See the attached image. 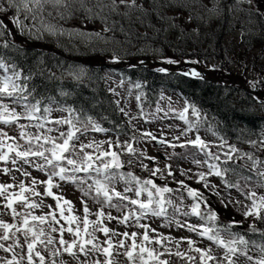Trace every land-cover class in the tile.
<instances>
[{
  "label": "snow or ice",
  "instance_id": "snow-or-ice-1",
  "mask_svg": "<svg viewBox=\"0 0 264 264\" xmlns=\"http://www.w3.org/2000/svg\"><path fill=\"white\" fill-rule=\"evenodd\" d=\"M252 2L253 0H224L221 4L220 0H216L209 6L204 3V0H0V13H7L10 9L14 10L15 15L11 16V23L29 39L41 40L45 34L67 35L72 41H81L85 46H93L97 42L121 44L130 43L133 37L146 38V33L137 31V24L156 32L163 31L164 29H156L151 21L155 20L158 23L165 21V10L191 12V10L203 8L206 12L223 14L225 9L228 12L233 11L237 4H252ZM259 4H264V0L257 2V14L264 15L259 11ZM21 13H23V18H21ZM79 14H82L81 18L85 24L98 22L99 30L81 28L68 30L58 22L53 23V20L66 21ZM191 19L192 16L189 15V20ZM172 27H175V24ZM0 29H3L0 31V38L5 37L6 32L7 35H12L7 31L2 18H0ZM118 34L124 37L123 41L119 39ZM9 49L15 50L19 56L25 55L23 47L14 44L11 40L4 38L0 42V73H2L0 74V124L15 125L19 133L17 137H14L7 132L0 131V164L3 165L0 171L5 175H10L13 171L19 172L25 178H30V183L26 184L23 180L18 184L0 183V198L4 200L3 207L10 210L13 219L12 223L0 220V241L12 240V243L7 246L0 242V249L11 253V258L0 257V264H24L25 260L27 264H37V261L38 264H56V259L62 255V251L76 256L77 252L73 251L74 249H78V252L85 257L89 253H99L105 257L103 261L97 259L94 264H115L111 258L120 254L126 257L129 264H171V260L164 259V256H176L195 264L194 256L180 250L182 243H187L189 251L199 254L200 264H208V261H213L214 264H224V261L227 264H237L238 256H244L251 264H264V229L258 228L255 223H264V195L258 196L253 189L245 192L238 183L232 184L227 178L229 173L239 174L237 168L240 166L232 167L230 162L235 163L243 159L251 163L248 171L257 178L256 186L264 188V168H261L264 160L251 152H242L235 145L228 144L224 137L218 136L210 123H208V130L220 141L217 145L209 144L198 134L194 139L186 138L179 144L163 138L157 140L151 132H143L139 137H131L133 141L157 140L162 145L167 143L173 149L191 146L195 151L182 154L181 158L191 159L197 167L206 166L208 169L207 172L199 171L192 174L196 177L197 183L203 184L204 188L212 194L219 195L216 185L208 179L209 176L218 177L226 188H235L250 201V204L244 206L243 215L245 218H254L255 222L249 225L248 231L258 233L260 240H249L245 238V235L233 231L239 222L220 223L218 214L210 207L207 197L199 189L189 187L184 181H176L179 185L176 189L167 185L159 186L152 178H141L132 172L122 171L124 164L120 158L121 155L126 153L135 156L137 153L132 143L121 144L119 139L115 142L111 140L80 142L81 136L89 130L98 133L109 130L102 127L91 115L85 114L83 109H76L72 106L53 108L51 105L59 103L55 98L42 95L37 98V88L32 81L34 75H44L46 71L43 67L44 61H38L35 73L29 70L25 75L16 60L4 51ZM92 50L96 51V48L93 47ZM119 61L120 54L113 50L110 62L118 63ZM167 63H176V61L168 60ZM190 63H197V61ZM160 71L164 70L160 69ZM65 73L75 82L74 87L83 84L85 77L89 75L88 70L80 65L66 66ZM185 75L203 79L202 74L195 70ZM47 78L62 81L64 76L49 75ZM262 84H264V78L249 82L253 90H257ZM135 87L139 88L140 85L136 84ZM59 95L68 97L71 93L61 87ZM136 99L139 101L141 97L138 95ZM252 99L264 108V94L257 91ZM45 100L48 101L47 104ZM18 108L19 111H17ZM168 110L174 112L175 118L186 125L180 136L173 137L174 141H180L181 137H187L190 132L198 133L199 128L207 123L206 114L187 100L182 109L175 110L169 105ZM53 111L64 112L67 115L53 119L51 116ZM157 111H161L159 106ZM189 111L191 117L195 119L189 118ZM165 115L167 116V112ZM21 121H27V123H21ZM64 126H67L66 131ZM256 135L257 139L249 140L248 143L253 148L259 144L260 150L264 151V129ZM105 144L108 145L107 149L104 148ZM212 147L227 148V151L212 152ZM114 148L120 151H115ZM87 149L92 151H87ZM198 154L204 156L202 161L196 158ZM139 155L144 156L145 153L140 152ZM148 159L154 158L149 157ZM9 164L11 168L8 167ZM24 166L43 173L46 179L38 180L32 177ZM141 167L147 169L148 166L141 162ZM148 170L153 177L165 178L164 171L159 168ZM190 172L191 169H182L181 175L192 179ZM167 175L173 176L170 167ZM242 178L246 182L253 179L252 176ZM13 180L15 181V177ZM41 184L44 186L42 194L37 190V185ZM61 184H72L80 191L83 204L82 217L75 214L71 201L53 191V189L60 188ZM118 184L124 185L123 191L117 189ZM185 192L192 201L187 211H183L169 196L171 193H179L177 198L183 203ZM46 197H51L55 201V207L45 203L44 198ZM83 198L98 204L99 209L95 213L91 212L87 200ZM235 203L239 205L240 202ZM16 206H19L22 211H18ZM45 207L48 208L46 213L35 214L37 209ZM169 208L173 209L172 216H169ZM105 209H115L116 212L122 213V216H113L110 211L105 212ZM177 213L185 217H195L202 223L192 224L187 221H178L175 219ZM92 215L96 217L95 220L89 219ZM149 216L164 218L167 221L165 226L175 223L178 228L195 233L217 248L223 249V257L217 258L212 255L211 248L197 247V242L190 237L174 239L156 233V229H151L149 225L141 223ZM61 220L64 224L60 223ZM105 220L116 221L126 227L135 226L144 231L142 235L135 231L120 233L105 226ZM98 232L104 235L103 241H99ZM150 232L156 233L155 238L150 236ZM54 233L58 234V238L57 235H53ZM65 233L72 239H65ZM20 236H23V245L20 243ZM117 236H122L123 239L114 241L113 237ZM129 240L131 243H127ZM165 242L175 245V250L168 247ZM25 245L27 251L23 254ZM153 245L158 247H153ZM250 246L259 251L258 257L254 258L248 254ZM17 247L21 248L22 254L15 252ZM121 249L122 253L119 251ZM42 253H47V257Z\"/></svg>",
  "mask_w": 264,
  "mask_h": 264
},
{
  "label": "rangeland",
  "instance_id": "rangeland-1",
  "mask_svg": "<svg viewBox=\"0 0 264 264\" xmlns=\"http://www.w3.org/2000/svg\"><path fill=\"white\" fill-rule=\"evenodd\" d=\"M216 2V0H204L205 4H208L211 6L212 3ZM224 2V0H220V3ZM257 2L258 0H253L252 4H249V6L257 11ZM192 12H189L187 10H180L178 12H167L166 15V22L168 23V29L173 28L174 30H177L174 35L171 36V39H173V47L168 48L167 50L162 52L161 49H157L155 47H152V44H148L143 47L135 48L134 55L132 54V58L129 61H126L125 63L118 64L116 66L121 67H137L138 65H141L144 68H147L148 70L152 72H165V73H174V72H184L189 73L191 70H195L202 74L203 77L206 79L214 77L213 73L210 72V65H213L214 62L210 61L209 63L201 62L197 60L196 63H189L191 61H195L196 59H184L182 57L175 56L173 51L176 47L182 46L186 47L188 44L186 42L188 41H195L197 40L198 33L197 29L201 30H209L206 27H210V24L214 22V20L218 18H225L226 25L223 27V31L226 32L225 35H223V40L225 44V48L229 47L231 42H234V44H237V39L240 38V36L243 34V30L240 28H235L234 23L235 20H237L239 17H237L238 8L235 6L233 11L228 12L227 9L224 10V14H219L216 12H206L203 8L200 9H194L191 10ZM259 11L260 13L264 14V4H259ZM15 15V11L10 9L7 13H0V18L3 19L4 24L6 25L7 31L12 33V36L18 42L19 44H23L26 46H31L39 49H44V46L50 47L53 50H56L57 52L61 53H71L76 55V52L84 51L85 55L90 56L93 53L92 48L94 46H97V49L102 52H112V50H109L110 46H115L117 48V45L115 43H109L104 44L103 42H97L93 46H85V44L81 41H72L69 39L67 35L65 36H51V35H44V38L41 40H36L35 38L29 39L25 34L21 33L19 29H17L12 23H11V16ZM189 15L192 16V19L189 20ZM82 14H79L77 17L68 19L66 21H56L53 20V23L58 22L61 24L65 29L71 30L74 28H81L84 30H99L100 25L98 22L95 24L93 23H87L83 22L82 20ZM21 18H23V13H21ZM51 19V18H50ZM175 24V27H172V25ZM244 27H246L245 36H251L255 33V26L252 22H248V24H243ZM202 27V28H201ZM183 30L186 31V34L183 33ZM222 30V29H221ZM0 31H3V29H0ZM218 33V29H214L210 32V34L206 31L202 33V39L206 38V35L208 36L207 44L208 49L212 52L215 50V45L212 47V39H215V35ZM209 34V35H208ZM7 35V32H6ZM5 35V37H6ZM9 36V35H8ZM213 36V38H212ZM119 37V36H118ZM187 37V38H186ZM4 38V37H3ZM200 38V37H199ZM120 39V37H119ZM2 38H0V42ZM201 40V38H200ZM205 45V47H206ZM46 49V48H45ZM244 46L238 49L239 53H243ZM234 52L230 55V59L232 62V65L230 66V72L237 76L242 77V81L238 80L236 81L237 86H239L243 91H249L246 82L250 81H258L264 78V55L261 54L259 49H255L252 52H249L248 54L244 53V57L238 56L237 53ZM131 56V55H129ZM128 56V57H129ZM258 56H261L260 58H257ZM84 59V58H83ZM184 59V60H183ZM168 60L176 61V63H167ZM187 61V62H186ZM98 64L102 63L98 60H96ZM113 64L108 63L107 66H111ZM203 71H200V68ZM160 69H163L164 71H160ZM103 83L106 86V89L111 94L113 100L117 104L119 110L123 109L121 111L124 119L129 124L130 128L134 131L135 135L140 136L143 132H151L157 137V140L160 138L165 139L166 141H172L174 143H180L186 138H192L194 139L195 136L198 134L200 135L206 142H208L211 145H217L209 135L206 130H200L198 133L190 132L188 133L187 137H181L180 141H174L173 137L180 136L181 131L185 128L183 125L179 122V119L175 118V113L172 111H169V105H171L172 109L180 110L184 107V104H182V101L173 92H169L164 87L158 88V100L157 103L153 106L146 105L144 106L136 101L134 98L135 90H132L130 88V83L127 81H121L116 75L111 73L109 69L104 70V72L101 74ZM125 80V79H124ZM123 82V83H121ZM253 91V92H252ZM260 91L262 94H264L263 90H251L253 96L256 95V92ZM53 108L60 107L56 105H51ZM161 109V111H157V107ZM260 110H262L261 105L259 104ZM20 109L18 108L17 111ZM167 112V116L165 113ZM155 114V115H153ZM66 114L64 112L60 111H53L51 116L53 119L60 118L62 116H65ZM134 117V119H133ZM21 123H27V121H21ZM261 129H264V126L261 127ZM64 130H67V126H64ZM0 131L7 132L10 136L17 137L18 136V130L15 125L11 126H5L3 124H0ZM31 131H35V129H31ZM129 138L126 137H120L119 141L121 144H124L125 142L131 143ZM257 138H247L245 140H242L238 142L237 144L241 147V150H244L245 152H251L255 156H258L261 158V160H264V151H261V146L257 144L255 148H253L248 141L249 140H255ZM91 140H95L97 142L99 141H108L111 140L115 142L117 139L116 137H109L104 135L103 133H98L89 130L84 135L81 136L80 142L88 143ZM157 140H151V139H143L134 141L133 147L137 149V153L135 156L128 155L126 153L121 155V160L123 161L124 167L122 171L125 170V172H137L140 173L146 177H153L151 176V172L148 169L153 168H159L164 171V177L163 179L158 178V176L154 177L159 186L168 185L169 184L175 186L176 180H173V177H179V180L177 181H184L185 184H187L189 187L194 189V185H196V177L192 176L193 173L204 171L206 172L205 167H197L194 163L191 162V159H183L181 158L182 154H190L194 152L192 150L191 146L188 148H181L176 147L175 149L168 146L167 143L157 145ZM21 143H23L21 141ZM108 147L107 144L104 145V148L106 149ZM115 151H120V149L114 148ZM87 151H92L91 149H87ZM212 152H223L227 151L226 149H219L217 147L211 148ZM143 152L145 153L144 156H140L139 153ZM149 157H152L154 159H148ZM197 159L202 161V156L197 155ZM223 159V157H221ZM129 161H132V163H129ZM141 162L145 165H147V169L141 167ZM237 162L245 167L246 169L251 168V163L246 160H237ZM3 165L0 164V168H2ZM9 168H11V164L8 165ZM27 171L31 173L32 177H36L38 180H44L46 179V176L43 173H40L36 171L33 168H28L27 166H24ZM172 170L173 176H168V168ZM261 168H264V164L261 165ZM182 169H191V172L189 173L190 176H192V179H187L185 176L181 175ZM250 172V171H248ZM253 176L254 174L250 172ZM13 177H15V181L13 180ZM228 178V177H227ZM209 181L216 185L217 191L219 195H216V198L218 200V207L219 208H225V205L234 213L237 215L243 213L245 210L244 206L249 204V200L245 198L244 195H242L240 192H238L235 188H226L225 185L219 181L217 177L215 176H209ZM21 180H23L26 184L30 183V178H25L22 176L19 172L13 171L10 175H5L2 171H0V183L4 184H11L16 183L18 184ZM232 182V184H239L241 188H244V191L247 192L249 189H253L256 191L257 195H264V188L257 187L256 181L257 178H254L253 181L246 182L243 178L238 177V179L234 180V178L228 179ZM247 183V187H245V184ZM123 184H118L117 189L120 191H123ZM173 189H176L174 187H171ZM37 190L42 194L44 191V186L37 185ZM53 191L57 195H62L67 200L71 201L74 208H75V214L78 216H83V204L81 203V193L79 190H77L76 187H74L72 184H61L60 188L53 189ZM131 195V194H130ZM180 194L179 193H171L169 194L170 198L181 207L183 211L189 210V206L191 205L190 199L187 197V195H184L183 203L177 198ZM36 199H39L40 197H35ZM45 203L50 204L53 207H55V201L52 200L51 197H46ZM87 200L88 207L91 210V212L95 213L99 209V205L94 203L92 200H88L87 198H83ZM223 201V202H222ZM239 201V205H237L235 202ZM4 200L3 198H0V220H3L8 223H12V215L10 213V210H6L3 207ZM18 211H22V209L19 206H16ZM48 211V208L45 207L44 209H37L35 211V214H43ZM111 212L113 216H122V213H118L115 211V209H105V212ZM169 216L173 215V209H168ZM59 218V217H58ZM90 220H95L96 217L94 215L89 217ZM175 219L181 222L187 221L188 223L192 224H198L196 219H190V217H185L180 214H175ZM61 224H64V221H60ZM143 224L149 225L151 229H156V233H160L163 236L173 237L174 239H179L180 237H190L194 241H196V246L200 247L202 249L211 248L212 255H214L217 258H222L224 255L223 249L217 248L216 246L212 245L209 241L198 237L195 233H190L186 231L183 228H178L175 223L171 224V226H165L167 224L166 220L159 219L158 217H147L141 221ZM105 226L115 229L116 231L123 233V232H138L140 235L143 234V229L137 228L135 226L132 227H126L124 225L118 224L116 221H104ZM65 227L67 225L65 224ZM75 227V225H73ZM243 230L245 228L241 226ZM156 233L150 232V236H153L155 238ZM19 235V234H18ZM57 235L58 234H53ZM97 237L99 241H103L105 239L104 235L102 233H97ZM65 239L71 240L72 237L65 233ZM119 239H123L122 236L113 237L114 241H118ZM2 242V241H0ZM10 244L12 243L9 242ZM20 243L24 244L23 236H20ZM127 243H131V241H127ZM167 244V242H165ZM58 246V245H57ZM106 246V245H104ZM168 247H172L173 250H175V245L173 244H167ZM90 247V246H89ZM153 247H158L157 245H153ZM180 250L182 252H187L188 255L194 256L195 264H200L199 261V254L194 251L188 250L187 243H182L180 246ZM27 251L26 246H24L23 254ZM73 251L77 252L76 256H72L66 252L62 251V255L56 259V264H61V261H63V264H94V261L99 259L100 261H103L105 259L104 256L100 255L99 253L92 254L89 253L87 257H85L83 254H80L78 252V249H74ZM122 253V249L119 250ZM15 252L17 254L21 253V248L17 247L15 248ZM249 255L255 257H258L260 255L259 251L255 248L250 247L249 248ZM47 256V253H46ZM0 257H4L6 259L11 258V253H6L2 249H0ZM164 259H170L171 264H192V262H189L185 259L178 258L176 256H164ZM115 264H129L126 257L122 254L120 255H114L111 258ZM237 264H251L250 261H247L244 256H238L237 258ZM212 264H214L213 261ZM24 264H27V261H24ZM38 264V261H37ZM224 264H227L226 261H224Z\"/></svg>",
  "mask_w": 264,
  "mask_h": 264
},
{
  "label": "trees",
  "instance_id": "trees-1",
  "mask_svg": "<svg viewBox=\"0 0 264 264\" xmlns=\"http://www.w3.org/2000/svg\"><path fill=\"white\" fill-rule=\"evenodd\" d=\"M223 3L224 2H221V4ZM235 6L238 8V13L236 14L239 18L235 20L234 26L235 28H240L244 31L242 36L237 39L238 42L236 45L234 42H231L229 47L225 48V42L223 40V35L226 34V32L223 31V27L226 25L225 15L224 18H218L216 21L212 22L210 27L207 26L206 29L208 28L209 30L204 31L202 27L201 30L197 29V40L188 41L186 42L188 46L183 47L182 45L176 47L173 51L175 56L184 59H196L206 63L215 61L214 64L210 66V72L213 73V78L218 79V81L196 79L177 72H152L141 66L127 68H115V66H113L109 69L111 73L116 75L119 79L130 83L129 86L132 90H135L136 97L138 95L141 97L138 102L143 106L144 104L152 106L156 103L159 97V87H164L166 90L176 93L182 100L183 104L185 103V100L194 103L207 116V123L202 125L199 130H206L208 135L219 144L220 141L218 137L213 136L212 132L208 130V123H210L218 136L224 137L228 144L235 145L241 150V147L237 143L247 138H257L256 134H258L261 127L264 126V108L260 110L259 103L255 102L252 99L253 95L249 94L247 91H243L239 86L231 84V82L227 83L223 81H230L231 79L242 81V77H237L230 72L232 62L229 58L232 53L238 51L241 47L244 46V50L242 51L243 53L236 52L238 56L244 57V53L248 54L255 49H259L261 54L264 55V15H258L257 11L252 9L247 3L237 4ZM167 12L173 11L165 10V16L167 15ZM151 22L155 24L156 29L164 30L156 32L151 28L146 29L137 24V31L140 33H146V38L137 39L136 37H133L130 43L116 44L117 48H115V46H110V48H108L109 50H115L120 54V61L118 63L110 62L112 52L104 53L97 49V46H94L96 51H93L90 56L85 55L84 51L76 52V55L71 54L70 52H61L60 54L50 50L19 44L12 35H6L4 38L11 40L14 44L22 46L25 55L19 56L15 50L12 49L4 51H6L12 59L16 60L20 70L25 75L29 70H32L35 73L37 71L36 65L38 61H44L43 67L46 69L44 75H34L32 81L37 88V98H40L41 95L44 97L50 96L59 102L53 105L60 107L72 106L76 109H83L85 114L91 115L102 127L108 129L109 131L106 133L110 136L131 138L137 135H135L134 131L125 121L117 104L106 89L101 74L108 68L106 66L108 63L118 65L129 61L132 58V54H135V48L152 44V47L161 49V51L164 52L167 50V47H173V39H171V36L174 35L177 30H174L173 28L168 29L169 27L166 20L159 23L155 20H152ZM248 22H252L255 26L254 35L245 36L246 27H244L242 23L248 24ZM125 26L127 27V25ZM214 29H218V33L215 35V39L212 36V47L215 45V50L212 52L208 49L209 45L205 47L208 36L206 35L205 39H202L201 36L203 32L207 31L210 34ZM183 33L186 34V31L183 30ZM118 36L120 37V40L123 41L124 37L120 34H118ZM4 38H2L1 41H3ZM260 57L261 56H258L257 58ZM80 58H87L92 64L82 65L76 61ZM96 60L102 62L100 66L93 65L97 64ZM68 65H80L88 70L89 75L85 77L83 84L74 87L75 82L69 79L65 73V68ZM49 75L55 77H61L63 75L64 79L62 81L59 79H48L47 77ZM136 84H139L140 87H135ZM246 85L249 88L248 90H253L250 87L249 82H246ZM61 87H63L65 91L70 92L71 95L68 97H61L59 95ZM258 89L263 90L264 84L260 85ZM45 103L47 104L48 101L45 100ZM188 115L190 119H195L194 117H191L190 111ZM179 122L186 127L183 121L179 120ZM225 149L227 150V148ZM192 150L194 149L192 148ZM241 151L245 152L244 150ZM200 156H202L203 160L204 156ZM236 165L240 166L237 168V173L239 174L229 173L228 179L234 178V180H236L238 177L242 178L243 176H252L253 179L256 178L248 172V169L241 166L237 161H235V163L230 162V166L235 167ZM205 168L207 172L208 169L206 166ZM134 174L138 177L145 178V176L140 173L134 172ZM151 178L154 179L153 177ZM253 179L251 181H253ZM173 180L177 181L179 180V177H175ZM218 180L220 181V178H218ZM195 183L196 185H194V189H199L204 193L210 207L218 214L221 224H228L230 221L239 222L233 228V231L245 235L246 239L260 240L258 233H251L248 231L249 225L255 222L253 217L245 218L243 213L237 215L228 207L219 208L216 195L206 190L203 184ZM169 185L174 188H179V185L176 182L175 186L171 184ZM184 194L187 195L186 192ZM190 219H196L198 223H202L195 217H190ZM255 223L258 228L264 229V223ZM239 225L244 226L245 230H238L237 226ZM9 242H11V240L3 243L7 246L10 244ZM42 254L46 256V253Z\"/></svg>",
  "mask_w": 264,
  "mask_h": 264
},
{
  "label": "water",
  "instance_id": "water-1",
  "mask_svg": "<svg viewBox=\"0 0 264 264\" xmlns=\"http://www.w3.org/2000/svg\"><path fill=\"white\" fill-rule=\"evenodd\" d=\"M157 145H160L159 143H157Z\"/></svg>",
  "mask_w": 264,
  "mask_h": 264
}]
</instances>
